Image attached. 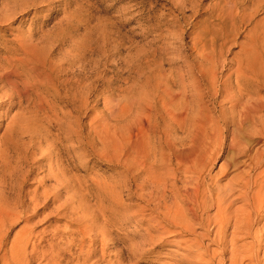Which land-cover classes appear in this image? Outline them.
I'll list each match as a JSON object with an SVG mask.
<instances>
[{
  "label": "rangeland",
  "instance_id": "rangeland-1",
  "mask_svg": "<svg viewBox=\"0 0 264 264\" xmlns=\"http://www.w3.org/2000/svg\"><path fill=\"white\" fill-rule=\"evenodd\" d=\"M247 57L264 73V0H0V71L13 75L9 78L19 86L34 81L37 73L43 78L42 74L52 77L51 86L40 87L42 92L38 85L30 87L32 96L38 92L47 100L49 104L45 106L50 115L47 118L41 111L26 122L25 126L34 130V141L23 136L18 153H10L16 159L13 166L19 164L15 166L17 179H29L31 185L25 186V190L46 182L51 191L60 192L59 198L67 201L66 212L74 208L78 214H99L103 206L118 196L122 205L119 203L115 210L119 215L134 209L141 202L134 194L137 186L124 160L127 135L134 120L140 117L139 107L150 103L159 88L168 86L178 92L183 85L189 97L186 96L192 100L194 114L206 110L214 114L222 97H212L213 84L223 88L231 74L230 81H234L232 72ZM16 102L7 117L0 118V134L9 117L21 111L22 105ZM6 107L0 108V113ZM204 113L203 116L210 114ZM46 120L52 121L48 124ZM178 135L184 138L186 133ZM220 138V157L209 166L212 175L219 172L222 159L231 160L232 156L224 148L225 140ZM49 149L48 160L44 155ZM50 165L64 168L61 180L67 185L65 190L61 191L51 180L53 177L46 176ZM225 181L219 180L223 184ZM56 202L54 205L58 206L60 201ZM48 211L43 212L44 216ZM43 213L39 221L38 217L33 220L38 222L33 225L26 252H30L35 238L47 247L50 231L68 225L64 219L56 218L63 212L54 211L47 220L42 219ZM125 220L121 217L104 228L113 225V229H118L124 222L126 227L120 235L141 244L143 241L135 237L145 225ZM22 224L19 221L13 226L9 240ZM177 246L140 250L123 262L170 263L174 261L172 254L183 251ZM28 257L29 264H44L42 259Z\"/></svg>",
  "mask_w": 264,
  "mask_h": 264
},
{
  "label": "bare ground",
  "instance_id": "bare-ground-1",
  "mask_svg": "<svg viewBox=\"0 0 264 264\" xmlns=\"http://www.w3.org/2000/svg\"><path fill=\"white\" fill-rule=\"evenodd\" d=\"M241 62L232 72L233 83L231 74L223 82V88L213 84L212 97H222L214 114L209 110L206 111L210 114L205 112L204 116L203 111L200 115L194 114L192 100L185 94L183 85L178 92L168 86L161 87L150 103L139 107L140 117L134 120L127 135L124 161L136 183L134 194L141 204L136 202L132 210L125 205L128 211L121 215L115 210L119 203L122 205L119 196V200L112 198L113 201L103 206L99 214H78L74 208L66 212L67 201L59 198L60 192L51 191L46 182H38L33 189L25 190L31 183L27 182L29 179H17L15 166L19 164L13 166L16 159L10 153H18L23 136L32 139L34 130L28 124L25 126L26 122L41 111L49 117L45 106L49 103L41 93L32 96L30 87L38 85L41 91L40 87L51 86L52 77L42 74L43 78L37 73L34 81H25L19 86L9 78V72L0 71V108L7 105L0 118L7 117L14 107L16 100L12 102L13 99L22 105L19 113L9 117L0 134V264H29L28 256L42 259L44 264H123L125 257L163 245H178L183 251L171 255L173 262L160 264H264V73L249 57ZM249 81L250 89L246 84ZM46 121L49 124L52 120ZM179 132H185L186 136H179ZM220 136L232 156L231 160L222 159L219 172L212 175L209 166L223 147ZM49 150L43 154L48 160L51 159ZM52 165L47 168L46 176L53 177L51 180L61 191L65 190L67 185L61 180L64 168ZM221 179H226L224 184L219 182ZM56 200L60 201L58 206L54 205ZM46 209L49 211L44 216ZM54 211L63 212L56 218L64 219L68 225L50 231L47 247L35 238L30 252H26L39 215L43 213L42 219L47 220ZM36 217L38 221L33 222ZM121 217H126V222L145 225L135 237L143 241L141 244L120 235L126 227L124 222L118 229H113V225L104 228ZM19 221L23 223L20 230L9 240L11 229ZM176 236L181 237L176 240Z\"/></svg>",
  "mask_w": 264,
  "mask_h": 264
}]
</instances>
